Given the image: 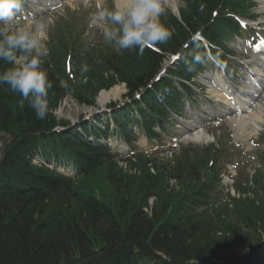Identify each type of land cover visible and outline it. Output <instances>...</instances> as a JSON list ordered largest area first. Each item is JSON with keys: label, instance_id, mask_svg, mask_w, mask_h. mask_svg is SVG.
I'll return each mask as SVG.
<instances>
[{"label": "trees", "instance_id": "16d2710c", "mask_svg": "<svg viewBox=\"0 0 264 264\" xmlns=\"http://www.w3.org/2000/svg\"><path fill=\"white\" fill-rule=\"evenodd\" d=\"M185 2L180 19L171 12L161 18L173 33L171 39L146 48L143 54L137 48L116 52L95 44L83 49L72 46L66 36L61 38L51 59L42 63L53 85V107L70 89L78 102L94 105L101 90L122 82L126 96L141 110L148 135L157 136L151 124L161 120L159 101L166 93L171 94V103L181 98L167 78L155 80L167 55L180 53L198 31L222 44L240 31L232 15H247L252 5L249 0ZM194 54H185L182 65L170 75L184 76ZM69 57L76 73L66 69ZM85 64L89 70L82 75ZM8 67V62L0 60V72ZM138 93L140 102L135 99ZM15 94L0 83V127L10 134L0 159V264H212L213 259L221 264H264V200L257 204L233 199V211L222 205L224 216L210 214L206 206L216 188L217 172L216 165L208 171V160L213 158L209 152L183 150L170 174L181 190L171 193L164 187L166 167L158 166L159 175L149 172L123 178L114 172L115 157L108 146L88 140L89 134H103L98 127L85 125L84 136L73 130L54 131L66 122H58L53 115L37 119L27 104L20 106L21 98ZM117 116L127 119L128 113L123 110ZM39 152L47 159L75 158L79 175L71 180L34 165L32 155ZM139 162L145 166L146 159L141 156ZM106 169L100 186L93 185L90 191L88 180L92 184L97 171ZM256 181L264 191V185ZM154 196L155 204L146 212L148 199ZM128 208L131 212L126 213ZM126 214L128 224L121 233L119 221ZM241 247L251 253L240 257L237 249Z\"/></svg>", "mask_w": 264, "mask_h": 264}, {"label": "clouds", "instance_id": "9594fccd", "mask_svg": "<svg viewBox=\"0 0 264 264\" xmlns=\"http://www.w3.org/2000/svg\"><path fill=\"white\" fill-rule=\"evenodd\" d=\"M22 5L23 0H0V60L10 65L0 72V83L20 95L21 107L27 102L37 119L44 120L53 87L42 67L48 48L42 33L24 27L11 29ZM170 8L169 0H115L111 8L97 3L92 22L102 28L104 42L116 52L137 48L143 54L146 48L171 39L172 31L160 19ZM88 70L87 64L80 69L82 75Z\"/></svg>", "mask_w": 264, "mask_h": 264}, {"label": "rangeland", "instance_id": "374dc122", "mask_svg": "<svg viewBox=\"0 0 264 264\" xmlns=\"http://www.w3.org/2000/svg\"><path fill=\"white\" fill-rule=\"evenodd\" d=\"M59 1H61L60 5L58 6L57 10L55 12H52V13H49L48 12L49 11V8L51 7V6H49V8H48V6H47L49 4L48 0H28L27 1V3L30 4L31 9L30 8L29 9H26V11L29 14H32L34 12V15L30 18V21H33V22H35L37 24L38 23H42L44 25L43 32H46V36H47V32H51L52 29L54 28V25L50 23L49 18L53 19L55 22L56 21L58 22L61 18L70 17L71 14L74 13V11L78 12L79 9H81V10H79V12H80V14H81L82 17L85 16V14H86V12L84 10H86V11L89 12V16H92L93 13L96 12L97 3H100L103 6H107V4L109 3L108 0H89L88 2L86 0H67L69 4L68 3L66 4V3L62 2L63 0H59ZM38 8L39 9H43L44 12L47 13V15L45 13H39V14H37L34 9H36L37 11L40 12V10ZM255 11L256 12H259L262 15L261 16V19L259 21L264 24V3H263V1H259V7H258V9H255ZM36 15H40V16L37 17V20L34 19V17ZM60 15H64V16L59 18ZM17 17H20L19 14L17 15ZM30 21H26V20H22V21L16 20V21L11 22L10 27L13 30H15L18 27H24L26 29H29V30H32V31H35L36 32L37 25L36 24H32L33 26L32 25H29V24H31ZM34 25H36V27ZM96 28H99V26L96 25ZM62 30H63L62 28H57L56 31H59V32L56 33V36L58 34L62 33L63 35H66L67 38L70 40V38L68 37L69 35L65 34V32H63ZM46 40H47V37L44 40V44L46 43ZM242 54H243L244 57H247L248 58V56L245 55L244 52H242ZM168 62L169 61H167L165 63L166 64L165 65L166 68H168V66H169V63ZM67 63L68 62L66 60V68H67V65H68ZM71 64H72V68H73V73L74 72L76 73V65H74V61L71 60ZM216 77H217V74H211V76H210V78H216ZM115 80H117V79L115 78ZM203 81L205 82V84L207 86V88L205 90V94L203 95L204 98H205V100L206 99H216V96L212 92L213 90H216V89L213 86H211L209 83H207L205 81V79H203ZM116 86L122 87L123 90H122L121 94H119V96H117V97H114V96L113 97H110L109 99L106 100V102H105L104 105H100L101 103H100L98 97L97 98L95 97L94 98V101L97 102L96 106H91V105H87V104H84V103L81 104L80 102H77L72 96H68L66 99H64V101L62 103H60L59 105H56L55 107H53L56 104V102L50 96L53 95L54 93H52V92L49 91V96H48V101H49V115H53L54 118L58 122H61V121H64V120L65 121H68L70 123L71 127H72L73 126L72 125V122H74V123H78V122L79 123H82L84 117L89 116L91 114L94 116L99 111L103 112L102 109L104 111L106 110L107 112H109L110 114H112V111H115L116 108L118 106H120L123 103V101H125V99H124L126 97V96H124L125 93H126L125 84L122 83V82H118L114 86H111L108 89L104 88L106 90H113ZM15 97L16 98H21L18 93L15 94ZM15 97H14V99H15ZM19 104H20V101H19ZM26 104H27V102H25L24 105H26ZM261 104H264V101H262ZM110 105H114V106H110ZM26 108L31 109L28 106V104L26 105ZM26 108H23V109H26ZM109 119L110 118L108 117V120ZM110 123H112V121ZM261 128L264 131V125L261 126ZM207 129L210 130L212 133H214L216 131V129L213 128L212 125L207 126ZM5 130L6 129H4L3 127H0V159L2 158V155H3V151H4L3 149H4V146H5V142L7 140H10L9 139L10 134L8 133V131L6 132ZM261 134H262V132H261ZM223 136L224 135L222 134L221 135V139L223 138ZM253 138L256 139V140L261 141L259 134L252 135L251 137H249V139H251V140ZM148 144H150V143H148ZM203 145H207L208 146L209 143L208 144L205 143ZM242 148L245 151H255V149H257L258 147L255 144L252 145V144L244 143L242 145ZM233 159L237 161L236 158L233 157ZM134 164H135L134 167H136V168H133L131 166L126 167L125 165L121 166L119 164L117 166H114V172L117 173V174H121V176L123 178L129 177L131 179H133V177H139L143 173L147 174L149 172L152 173L153 171L155 172L154 174L159 175V173H156L155 170H153V171L150 170V169L147 170V166H146V170L145 169H142V168H145V166H142V164H140V162H137V163H134ZM251 165L252 164L245 163V164H242L239 168L240 169H245V168H249ZM107 168H108V166H107ZM107 171H108V169L102 170V171H97L98 174H97V176H95L92 179V180H94L92 182V184H89L90 179L88 180L87 186L90 189V191H93V187H92L93 185H94V187H99L100 186V182H102V178L106 175L105 172H107ZM168 173L169 174L167 176H164L165 177V179H164V187L168 188V191L171 192V193H176V192H179L180 193V190L181 189L177 188V185H180V184H177L176 185L174 183V181L171 180V177H170L171 176L170 174H173L174 172L173 171H168ZM259 173H262V172H259ZM258 175H259V177H263L264 178V173L258 174ZM153 176H155V175H153ZM156 177H157V182H159V180L161 182V177L160 176H156ZM262 181L264 183V180H262ZM255 193H257V194L252 195V196L251 195H244L241 198H236V199L237 200H241L242 202H244L245 200H247L250 203L253 200L254 201L256 200V203L259 204L260 203V200L261 201L264 200V191L263 190H256ZM111 194L113 195V192ZM153 199L154 198H152V200L150 201V204L151 205H154V203L156 201V200H153ZM229 208H231V204H229ZM128 211L131 212V210L129 208L127 210H125L126 213H128ZM224 211H225V209L211 208L210 209V214L218 215V214H222ZM232 211H233V208H232ZM123 214H125V213H123ZM222 215L224 216V214H222ZM128 219L129 218H128V215L127 214H126L125 218L122 217L120 219L119 222L121 224V233L126 228V226L128 224L127 223L128 222ZM124 221H126V223H125L126 225L124 224ZM123 225H125V226H123ZM237 252L240 253L241 257H245L246 255L250 254V249L248 247H241V248H238L237 249Z\"/></svg>", "mask_w": 264, "mask_h": 264}, {"label": "bare ground", "instance_id": "6f19581e", "mask_svg": "<svg viewBox=\"0 0 264 264\" xmlns=\"http://www.w3.org/2000/svg\"><path fill=\"white\" fill-rule=\"evenodd\" d=\"M262 58H263L262 60H264V56ZM122 90L123 89L120 86H116L113 90L104 89V91H102V93L98 99H99L100 103L102 105H104L107 99H109L110 97H113V96L114 97L119 96V94H121ZM247 106L251 107V106H249V104H247ZM241 111H242V113H245V112H247V108L243 107ZM251 114H252V117L254 119V124L257 122L262 123L264 121V110L263 111L259 110L258 113H255V112L253 113V111H251L250 115ZM242 118H244V117H242ZM233 121H237V120H233ZM193 137L195 139L197 138L199 140L200 139H205L206 141H208V140L212 141L213 140V138L210 136V134L206 133L205 131L204 132L203 131H197Z\"/></svg>", "mask_w": 264, "mask_h": 264}, {"label": "snow or ice", "instance_id": "6c2138e0", "mask_svg": "<svg viewBox=\"0 0 264 264\" xmlns=\"http://www.w3.org/2000/svg\"><path fill=\"white\" fill-rule=\"evenodd\" d=\"M261 47H264V41H262L260 45L255 46V50L260 51Z\"/></svg>", "mask_w": 264, "mask_h": 264}]
</instances>
